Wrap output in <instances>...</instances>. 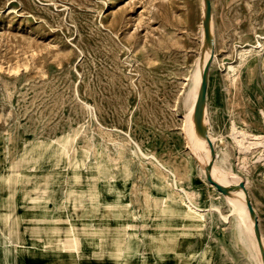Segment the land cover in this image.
Instances as JSON below:
<instances>
[{
	"label": "rangeland",
	"instance_id": "rangeland-1",
	"mask_svg": "<svg viewBox=\"0 0 264 264\" xmlns=\"http://www.w3.org/2000/svg\"><path fill=\"white\" fill-rule=\"evenodd\" d=\"M210 4L216 60L205 117L219 138V163L245 181L264 236V0ZM203 10V0H0L3 236L20 238L40 259L58 260L53 244L65 240L66 221L92 232L120 219L131 236H104L101 246L78 236L83 264H254L239 224L212 210L192 227L181 206L166 210L158 178L146 175L154 164L134 145L170 167L196 205L220 204L184 142L201 150L200 138L193 126H181L202 48ZM231 129L263 143L241 151ZM206 146L203 156L211 159ZM161 214L172 223L171 235L154 226Z\"/></svg>",
	"mask_w": 264,
	"mask_h": 264
},
{
	"label": "bare ground",
	"instance_id": "bare-ground-1",
	"mask_svg": "<svg viewBox=\"0 0 264 264\" xmlns=\"http://www.w3.org/2000/svg\"><path fill=\"white\" fill-rule=\"evenodd\" d=\"M201 2H202V0H201ZM203 4H204V8H205V1L204 0H203ZM203 24H204V10H203V17H202V27H203ZM203 36H204V27H203L202 40H201L202 48L200 51L199 58L196 61V70H195L194 76H193L194 77V85H193L194 87L192 90L193 92L191 94V100L189 99V102L186 104V112L181 119V126H183V127H189L190 125H191V127L193 126V129H195V136L194 137L196 138V140L200 138L199 140L201 142V145H200L201 150L199 148H197V149L195 148L196 150L192 149V147L190 146L192 144L190 142L188 144V141H184L186 143V146H187L186 148H187V150H189V154L192 156V158L195 160V162L197 164L196 167H197L199 176L202 179V181L205 184L211 186L213 192L215 193V196L220 200V204L223 201L222 199H225L226 203L229 206L228 214L226 213L227 215H223L221 213L222 211H220V206H221L220 204L219 205L210 204V206L208 208H201L200 206L196 205L192 201L189 193L187 191H185L182 187L178 186L179 180L176 177L174 171L170 167H168V166L164 165L162 162H160L157 159V157H155L153 154H145L136 143H134V145H135L138 153L143 158H145V160L148 159L154 164V168L149 169L146 167L147 169H149V171L146 173V175L151 174L153 177L158 178V181L161 184L159 189H158V193L160 195H165L166 199L167 198L169 199V207L167 206L166 210H172V205L181 206L183 211H184L182 218L185 221H187L188 223H190V225L192 227H199V225H201L203 223L202 221H205V214L206 213L211 212L212 210L217 211L222 222H224L226 224L232 223L233 225L239 224L243 228L244 235L249 240L250 248L254 252V264H264V262H262V258H261V252L264 251V236L262 235V233L259 229V225H258V234H259V238H260V242L258 243V241L256 240V237H255V234L253 232L254 217L251 216L248 212V209L246 206L245 192L248 195V199L250 201V204L252 206V209L255 213V217H256L257 222H258L257 211L254 208V206L252 205V202H251L248 190H247V186H246V183L243 180V178H241L239 173L236 172L233 168L222 164V162L219 163V160L221 158V156L219 158V148H218V143H217V140L219 138L210 129V121L208 119V115H207V118L205 117V115L208 113L207 98L205 99V103H204V107H203L202 115H201V122L203 123L202 125L204 126L206 135L200 134L194 126L193 109H194V104H195L196 97H197L198 87H199V83H200V77H201L202 70H203L206 62L209 60L210 55H211V48L208 47L204 43ZM263 38H262V40H264ZM210 39H211V44L213 47V56H212V61H211V64H212V62L214 63V61L216 60V37H215V31H214V24H213L212 20H211V29H210ZM253 46H252V48H253ZM255 47L261 48L262 45L259 41H257V45ZM244 51H246V50H244ZM239 52H240V50H239ZM245 53L246 52H244V54ZM246 54L248 55L249 53H246ZM234 68L235 67L231 66L230 64L227 66V69L230 70L231 72H234ZM207 81H208V75H207ZM206 92H207V89H206ZM187 130L188 129H186V131ZM186 131H185V133L188 134L189 130H188V132H186ZM243 132L244 131L235 132V131H232V129H231V135L230 136L232 137L234 143L236 145L240 146V147L237 146L239 148V150H241V151L247 150V152H248V151H251L250 150L251 147H253V149H255L254 147H256L257 145H259V144L262 145V143H263V142H261L262 139L257 140L260 138V137H257L258 135L257 136L255 135V136H253V139L248 140L249 138H252V136L251 137L248 136V138L246 139L245 136L247 134H245V132L244 133ZM190 134L191 133H189L188 135H190ZM236 134H239V136L235 137ZM206 137L208 139H210V138L213 139L212 140L214 142L213 150H214L215 156H216V158L214 160V165H213L212 169H210V170H207V165L211 159H206L203 156L204 151H206L208 149L206 146V143H207ZM261 138H262V136H261ZM186 139H187V137L185 138V140ZM196 140H195V142H196ZM256 141H258V142H256ZM59 147H60L59 149L61 150V152L62 151L65 152V148H64L63 144H59ZM240 148H242V149H240ZM262 152H264V151H262ZM39 153H41V152H39ZM41 155H42V153H41ZM39 156H40V154H39ZM39 156L35 155L36 158H34L32 160H34V162L37 163V159L41 157V156L40 157ZM60 157L61 156L59 154L57 157H55L56 162L59 161ZM67 160L69 162L71 161V163H72L71 166L74 169H76L78 167V162L75 161V157H73V156L68 157ZM257 160H258V156H257ZM185 176L188 177L187 172H186ZM207 176H209L211 181H213V182H215L221 186H224L226 188H230L228 193L223 194L220 191H218L216 189V187L206 179ZM241 183L244 185L245 190L242 187H240ZM165 187H166V189H164ZM113 191H114L115 196L120 195V193H118L117 188H113ZM172 191H174V193L176 192L175 193L176 195H174V193L172 194ZM156 203H159L158 198L156 199ZM118 208L120 209V206H118ZM72 212H73V210H72ZM162 212H165V210ZM162 212H160V213H162ZM26 213H31V212L28 211ZM26 213L23 212L24 215ZM70 213H71V211H70ZM78 213H80V212H78ZM78 213L76 212V214H78ZM64 214L62 217L65 216ZM73 214H74V212H73ZM76 214H74V216ZM169 215L172 216V211H170ZM36 216H38V215H36ZM156 221L157 222L154 224V226L158 228L159 232H162L163 229H165L167 231V233L169 232L168 235L172 234V223L168 222V219H166L164 217V214H161V216H157ZM197 222H198V224H196ZM66 224H67V231H66L65 240L58 242V243L56 242L53 244V247L56 250H59V251H57L58 254H56L58 260L47 259L46 257H45L46 259L45 258L40 259V255H42V254L38 255V253L34 254L35 252L34 253L29 252L27 250V246L20 241V238H17L16 241H13L10 238L3 236L1 233V230H2L1 229L0 230V246H1V248L5 249V247H3V246L6 243L8 245L6 247L7 248V255L6 256H4V255L0 256V264H36V263L38 264V262H40L41 264H63L62 261L68 260L71 258L75 261L74 262L75 264H83L81 262V253L79 251L78 236H84V237H86L88 242L89 241H95L97 245L101 246V242L104 239V236H125V235L131 236L132 235V234H129L127 232V229L130 227V224H128V222L122 223L120 221V219H114L111 227H107L105 225V226H103L102 229H93L92 232L86 231V229L84 228L85 226H84L83 222H81L79 224L78 228L73 224V221H66ZM235 230H236V228H235ZM159 235L160 236H167L166 234H162V233H159ZM149 242L150 241H148V244H149ZM173 242H174V240L172 242L170 241V244L171 243L173 244ZM170 244H169V246L171 247L172 244L171 245ZM167 245H168V243H167ZM147 248H149V247H147ZM54 254H55V252L52 253L51 255H54ZM43 255L45 256V253H43ZM51 255H49V257L53 258V257H51ZM172 258H174V256ZM92 261L94 263V261H97V260L93 259ZM99 262L101 263L100 260H99Z\"/></svg>",
	"mask_w": 264,
	"mask_h": 264
},
{
	"label": "water",
	"instance_id": "water-1",
	"mask_svg": "<svg viewBox=\"0 0 264 264\" xmlns=\"http://www.w3.org/2000/svg\"><path fill=\"white\" fill-rule=\"evenodd\" d=\"M205 1V8H204V43L211 48V55L209 60L206 62L203 70H202V74L200 77V83H199V87H198V92H197V97H196V101L194 104V109H193V122H194V126L196 128V130L202 134V135H206L204 126L202 125L201 122V115H202V110L204 107V103H205V99H206V89H207V75H208V70L212 61V56H213V47L211 44V39H210V23H211V4H210V0H204ZM207 143L210 147L211 150V160L207 165V170L212 169L213 165H214V160H215V154H214V150H213V146L211 141L206 137ZM206 179L213 184L216 189L218 191H220L223 194L228 193L230 188H226L224 186H221L213 181L210 180L209 176L206 177ZM240 187H242L244 190V185L241 183ZM245 196H246V206L248 209V212L251 216L254 217V225H253V232L255 234L256 240L258 241V243L260 242V238H259V234H258V222L257 219L255 217V213L252 209V206L250 204V201L248 199V195L245 192ZM261 258H262V262H264V251L261 252Z\"/></svg>",
	"mask_w": 264,
	"mask_h": 264
}]
</instances>
